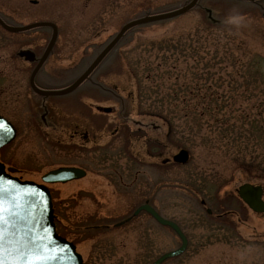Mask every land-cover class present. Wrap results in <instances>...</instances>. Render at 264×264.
<instances>
[{"label": "rangeland", "instance_id": "1", "mask_svg": "<svg viewBox=\"0 0 264 264\" xmlns=\"http://www.w3.org/2000/svg\"><path fill=\"white\" fill-rule=\"evenodd\" d=\"M1 1L6 12L8 2ZM185 1L61 0L57 6L55 0L44 1L49 9L62 10L63 83L80 73L124 21ZM255 5L199 0L184 12L125 32L89 80L60 95L63 117L54 123L53 134L61 131V140L67 141L77 123L93 135L86 146L61 143L66 145L62 148L47 142L38 127L41 121H13L16 135L0 148V160L17 168L20 178L39 182L42 172L59 164L86 169L83 178L48 184L56 229L75 242L86 264H150L179 244L173 231L144 211L113 226L147 197L188 241L181 254L161 264H264V213H252L236 194L245 181L264 186V135L253 143L252 136L242 133L236 142L228 131H218L226 112L233 115L229 123L234 129L243 127L239 111L254 103L261 104L258 117L264 118V18ZM209 8L218 27L207 22ZM228 88H235L233 94ZM222 90L226 94L220 97ZM210 102L221 105L220 116L208 114ZM95 104L112 111L99 113ZM197 120L204 121L201 133L190 130ZM128 127L136 132L126 142ZM125 146L134 159L125 157ZM179 147L188 150L186 163H161ZM200 198L213 216L206 214ZM226 210L232 211L236 229L222 239L214 215ZM96 221L109 227L83 230Z\"/></svg>", "mask_w": 264, "mask_h": 264}, {"label": "flooded vegetation", "instance_id": "2", "mask_svg": "<svg viewBox=\"0 0 264 264\" xmlns=\"http://www.w3.org/2000/svg\"><path fill=\"white\" fill-rule=\"evenodd\" d=\"M44 1L48 4L49 0H7L8 8L4 12V4L0 0V16L8 24L50 21L55 25V36L47 52L51 26L38 24L24 30L7 31L0 25V114L10 121L26 118L41 121L46 132L50 129L49 133L53 134L54 123L63 117V99L58 94L41 95L30 84L32 75L34 85L41 89L58 88L63 82L65 39L62 33V10L55 8L53 11L44 6ZM60 2L55 0L56 6ZM95 36L98 38L99 34ZM81 52L86 55L85 51ZM79 127V124H74L69 138L74 144L82 140L85 146V143L91 142L92 135L86 128L80 130ZM56 134H59L58 131ZM215 220L221 226L222 239H229V231L236 229L232 211L215 214Z\"/></svg>", "mask_w": 264, "mask_h": 264}, {"label": "water", "instance_id": "3", "mask_svg": "<svg viewBox=\"0 0 264 264\" xmlns=\"http://www.w3.org/2000/svg\"><path fill=\"white\" fill-rule=\"evenodd\" d=\"M195 2L196 0H189L172 10L146 14L126 21L88 67L70 85L59 91L64 92L75 87L127 28L138 23L179 14L193 6ZM0 23L8 29L16 28L5 25L1 20ZM43 92L45 93L46 91ZM103 110L108 111L109 108L104 107ZM13 135L14 128L12 125L0 116V145L9 141ZM173 157L175 161L183 163L187 160V151L180 149ZM8 169L12 168L8 167ZM83 173L84 171L77 167L61 166L45 172L41 175V179L47 182L65 181L79 177ZM237 193L253 210H264V202L260 198L261 188L259 185L243 183L239 185ZM0 200L4 202L6 208L12 206V211L16 213L10 223H6L3 226V246L6 262L13 261L15 264H29L30 261L39 260V264H84L81 255L75 251L74 244L56 234L51 197L49 190L44 184L32 180H19L17 177L7 173L0 162ZM140 208H144L159 222L170 225L181 239L178 247L163 252L151 264H159L162 259L180 253L186 245V238L177 224L162 218L146 203L140 205L134 213ZM8 215L9 213L6 212V218Z\"/></svg>", "mask_w": 264, "mask_h": 264}, {"label": "trees", "instance_id": "4", "mask_svg": "<svg viewBox=\"0 0 264 264\" xmlns=\"http://www.w3.org/2000/svg\"><path fill=\"white\" fill-rule=\"evenodd\" d=\"M234 90H235V88H228L227 89V91L229 92L230 95L233 94ZM224 94H226V92L222 90V95L220 97H223ZM213 98L215 100L217 99V97H214V96H213ZM253 105H255V106L251 105V106L239 111L241 113L242 119L240 116H237V120H240V123H245V124L243 125V127L239 126L238 130H236L232 127L233 123H229L230 118H232L233 115L230 116V114H228L225 111L227 116H225L223 119H221L222 123H220L221 124L220 128H219V124H218V131H221V132L228 131L229 138H231L233 141H236V142H237V139L239 137H242L243 134L245 133L247 136H249V138H250V136H252V138H253L252 142L254 143L255 137H260V135H264V133H263L264 122H262V121H264V118L262 120V119H260V117H258V114L261 112L260 108H262L261 104L254 103ZM196 106H198V104H196ZM200 106L201 105H199L198 107H200ZM208 106H209V107H207V111H209L208 114H210L212 116H220L221 115V112H219V110H221L220 104H217V106H216V102H210ZM243 110H244V112H241ZM186 111L184 112L185 116L187 115ZM234 121L235 120H232V122H234ZM203 123H204V121L197 120L196 125L193 126L192 128H190V130L194 131V129H195L196 131L199 130L200 133L203 132L204 130L201 128ZM222 126H224V127H222ZM218 131H217V133H218Z\"/></svg>", "mask_w": 264, "mask_h": 264}, {"label": "snow or ice", "instance_id": "5", "mask_svg": "<svg viewBox=\"0 0 264 264\" xmlns=\"http://www.w3.org/2000/svg\"><path fill=\"white\" fill-rule=\"evenodd\" d=\"M8 212L9 215L6 218L5 213ZM16 213L12 211V206H9L8 208L5 207L4 202L0 200V264H15L13 261H7L5 260V250L3 246V226L6 223H10L12 217ZM42 259V258H41ZM29 264H39V260L37 261H30Z\"/></svg>", "mask_w": 264, "mask_h": 264}, {"label": "bare ground", "instance_id": "6", "mask_svg": "<svg viewBox=\"0 0 264 264\" xmlns=\"http://www.w3.org/2000/svg\"><path fill=\"white\" fill-rule=\"evenodd\" d=\"M82 141V140H81ZM156 153H158V152H156ZM174 154H172L170 157L169 156H165L164 157V161L163 162H167V161H172V160H174ZM48 185V184H47ZM94 223V222H93ZM162 253V252H161ZM159 256V254L157 255V257ZM170 257H168V258H164V259H162L161 261H160V263H163V262H165L166 261V259H169Z\"/></svg>", "mask_w": 264, "mask_h": 264}]
</instances>
